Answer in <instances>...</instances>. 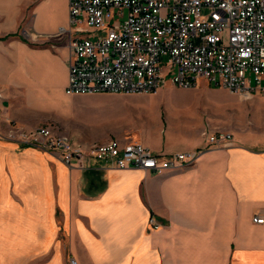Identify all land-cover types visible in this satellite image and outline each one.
Returning <instances> with one entry per match:
<instances>
[{
	"label": "crops",
	"instance_id": "0c3cea01",
	"mask_svg": "<svg viewBox=\"0 0 264 264\" xmlns=\"http://www.w3.org/2000/svg\"><path fill=\"white\" fill-rule=\"evenodd\" d=\"M26 1L27 22L0 9V264H264V223L253 221L264 215V141L218 126L70 129L57 103L71 99V50L51 36L68 25L69 0ZM136 93L94 96L122 109ZM56 122L85 147L119 139L201 153L163 171L99 158L70 166L21 137ZM218 131L232 143H210L206 133Z\"/></svg>",
	"mask_w": 264,
	"mask_h": 264
},
{
	"label": "built area",
	"instance_id": "2783aa9c",
	"mask_svg": "<svg viewBox=\"0 0 264 264\" xmlns=\"http://www.w3.org/2000/svg\"><path fill=\"white\" fill-rule=\"evenodd\" d=\"M51 36L71 50L69 95L156 92L167 79L192 88L205 78L244 98L264 97V0H69V23ZM206 135L210 143L233 141L228 132ZM21 137L70 166L99 158L163 171L193 164L201 153L162 155L119 139L85 147L44 125ZM253 221L264 223V215Z\"/></svg>",
	"mask_w": 264,
	"mask_h": 264
},
{
	"label": "rangeland",
	"instance_id": "374dc122",
	"mask_svg": "<svg viewBox=\"0 0 264 264\" xmlns=\"http://www.w3.org/2000/svg\"><path fill=\"white\" fill-rule=\"evenodd\" d=\"M26 0H0V9L12 12L23 21L33 18V4ZM24 35L27 30L22 31ZM12 34V33H10ZM100 35V34H98ZM97 35V36H98ZM199 78L197 86L184 88L170 79L157 93H136V103L127 101L125 108H115L111 98H98L99 93L59 95L57 109L63 112L70 129H200L220 127L234 129L240 136L264 141V97L244 98L229 89ZM124 93V92H120ZM131 99V98H130ZM64 134L56 122L43 124ZM102 143V142H101ZM96 144V143H95Z\"/></svg>",
	"mask_w": 264,
	"mask_h": 264
}]
</instances>
